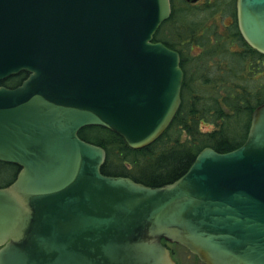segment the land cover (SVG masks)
Instances as JSON below:
<instances>
[{
    "label": "water",
    "instance_id": "1",
    "mask_svg": "<svg viewBox=\"0 0 264 264\" xmlns=\"http://www.w3.org/2000/svg\"><path fill=\"white\" fill-rule=\"evenodd\" d=\"M195 2L197 0H186ZM244 42L264 55V0H235ZM169 0H0V264H174L162 240L203 264H264V103L238 148H203L172 183L100 171L78 137L103 127L131 149L181 105L176 51L154 42Z\"/></svg>",
    "mask_w": 264,
    "mask_h": 264
},
{
    "label": "trees",
    "instance_id": "2",
    "mask_svg": "<svg viewBox=\"0 0 264 264\" xmlns=\"http://www.w3.org/2000/svg\"><path fill=\"white\" fill-rule=\"evenodd\" d=\"M232 21L219 31L196 20L197 5L170 0L171 16L153 40L175 50L183 71L181 105L169 127L154 142L131 149L123 139L98 126L84 127L78 136L106 152L100 171L106 176L127 177L150 187L172 183L182 176L205 147L225 153L245 140L252 111L264 103V55L242 39L235 20V0H220ZM216 27V28H215ZM194 49H198L196 55ZM26 72L0 81L14 88ZM205 125L209 128L204 129ZM12 176L0 183L6 187Z\"/></svg>",
    "mask_w": 264,
    "mask_h": 264
},
{
    "label": "rangeland",
    "instance_id": "3",
    "mask_svg": "<svg viewBox=\"0 0 264 264\" xmlns=\"http://www.w3.org/2000/svg\"><path fill=\"white\" fill-rule=\"evenodd\" d=\"M222 1L224 2V0ZM195 5H197L196 20L204 22V25L211 27V29L216 26L219 31H223L224 25H228L232 21L231 16L225 12L224 5L220 0H201ZM198 52V49H194L192 55H196ZM262 80H264V77H261L260 81ZM207 128H209L208 125H205L204 129ZM11 176V167L0 164V183L7 182ZM170 248L173 250L172 258H174L175 264H202L187 251H182V247L170 245Z\"/></svg>",
    "mask_w": 264,
    "mask_h": 264
},
{
    "label": "flooded vegetation",
    "instance_id": "4",
    "mask_svg": "<svg viewBox=\"0 0 264 264\" xmlns=\"http://www.w3.org/2000/svg\"><path fill=\"white\" fill-rule=\"evenodd\" d=\"M201 0H198V1H196V2H194V3H191L190 5H192V4H194L195 5V3L197 4L198 2H200ZM235 4V3H234ZM236 15V14H235ZM163 244H164V246H166L167 247V249H168V251L170 252V255L172 256V249L170 248V245H173V244H169V243H167V242H165V241H163L162 242ZM182 251H188V250H186L185 248H183L182 247ZM192 256V255H191ZM195 259H196V257L195 256H193Z\"/></svg>",
    "mask_w": 264,
    "mask_h": 264
}]
</instances>
